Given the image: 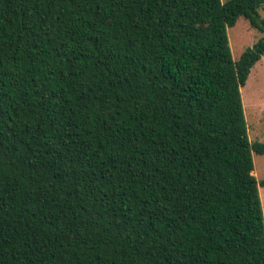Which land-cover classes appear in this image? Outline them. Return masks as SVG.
<instances>
[{"label":"trees","instance_id":"trees-1","mask_svg":"<svg viewBox=\"0 0 264 264\" xmlns=\"http://www.w3.org/2000/svg\"><path fill=\"white\" fill-rule=\"evenodd\" d=\"M264 0H0V264H264L234 60Z\"/></svg>","mask_w":264,"mask_h":264},{"label":"rangeland","instance_id":"rangeland-1","mask_svg":"<svg viewBox=\"0 0 264 264\" xmlns=\"http://www.w3.org/2000/svg\"><path fill=\"white\" fill-rule=\"evenodd\" d=\"M225 2L226 0H222ZM264 21V9L259 10ZM228 35L234 60L240 58L243 51L256 44L264 31L255 27L245 17L238 18L236 24L228 28ZM244 110L250 139L264 142V54L252 68L249 78L241 88ZM254 173L258 180L264 179V154L253 153ZM260 194L264 209V186L260 185Z\"/></svg>","mask_w":264,"mask_h":264},{"label":"bare ground","instance_id":"bare-ground-1","mask_svg":"<svg viewBox=\"0 0 264 264\" xmlns=\"http://www.w3.org/2000/svg\"><path fill=\"white\" fill-rule=\"evenodd\" d=\"M255 174V173H254Z\"/></svg>","mask_w":264,"mask_h":264}]
</instances>
